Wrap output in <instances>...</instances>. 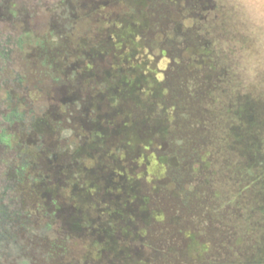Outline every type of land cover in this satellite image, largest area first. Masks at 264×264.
Returning <instances> with one entry per match:
<instances>
[{"label":"rangeland","instance_id":"1","mask_svg":"<svg viewBox=\"0 0 264 264\" xmlns=\"http://www.w3.org/2000/svg\"><path fill=\"white\" fill-rule=\"evenodd\" d=\"M241 40L221 0H0V264H125L73 211L119 209L125 185L179 202L174 175L201 229L213 201L216 264H264V73L235 71Z\"/></svg>","mask_w":264,"mask_h":264},{"label":"trees","instance_id":"2","mask_svg":"<svg viewBox=\"0 0 264 264\" xmlns=\"http://www.w3.org/2000/svg\"><path fill=\"white\" fill-rule=\"evenodd\" d=\"M135 106L138 105L135 104ZM125 118H127V116H125ZM139 122L141 123V120ZM125 124L128 125L127 120L123 123V125ZM173 177L174 178L171 180L173 186H171V195L175 193V195H172V199L179 198V202L164 199L165 205L161 201H158L159 205L164 209L163 211L166 210V206L167 210L170 209V214L167 217L165 216L164 218L158 219V216L161 214L160 209L162 208L156 207L151 210L150 201L147 196L133 193L130 191L131 187L125 185L124 190L122 191L121 189V194H124L125 198L117 202L119 209L103 207L95 203L94 206H91V208L94 209V217L73 211L69 219L72 225L71 231L76 232L78 235L87 234V236L90 237L93 247L97 248L96 251H98V253L109 251L111 254L113 253L116 255L115 260L120 263L216 264L218 256H216L217 237L215 234V226L219 217L217 212L213 209L214 207L209 206L212 200L206 199L201 201L200 199H196V203L204 206L203 212L205 217L201 216V218L204 217L203 219L207 220V225L201 229L198 227L199 221L191 219L192 214L189 210L184 214L182 209H184L186 205H189L191 198L187 196L188 191L181 186L179 178L175 177V175ZM192 193L195 195L197 190L193 189ZM127 197H131V200ZM134 200L133 206L132 201ZM177 208L180 209L179 215L177 214V212H179ZM132 214L134 216L131 217ZM183 214L186 215L187 218H184ZM102 217H105L104 221ZM172 217L177 218V220ZM165 218H168L169 224H165L163 230L156 228L155 231H153L154 234H150L151 239H147V226L150 225V221L158 220L162 223ZM130 220H137L142 223L144 227H142V230L139 227L132 229L129 225ZM193 221L195 223L197 222V225H190ZM137 230H145V232H143V235H134V231ZM226 230L227 228L225 231ZM117 235H121L124 245L119 249H117ZM138 236L142 238L143 242L153 244L156 251H160H158L161 254L158 260L150 261V257H148V255L144 253L145 250L143 251L141 248L139 251L130 250L128 242L132 240V237L136 238ZM174 240L177 245L173 244L175 242ZM158 244H161V246L158 247ZM225 263L229 264V259L226 260Z\"/></svg>","mask_w":264,"mask_h":264},{"label":"clouds","instance_id":"3","mask_svg":"<svg viewBox=\"0 0 264 264\" xmlns=\"http://www.w3.org/2000/svg\"><path fill=\"white\" fill-rule=\"evenodd\" d=\"M243 40L231 46L235 71L247 83L257 84L264 73V0H221Z\"/></svg>","mask_w":264,"mask_h":264}]
</instances>
